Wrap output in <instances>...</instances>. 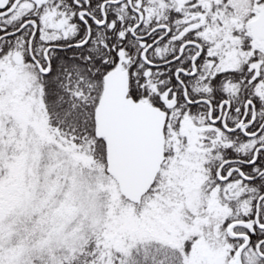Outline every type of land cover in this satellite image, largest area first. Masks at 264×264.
<instances>
[{"label": "snow or ice", "instance_id": "1", "mask_svg": "<svg viewBox=\"0 0 264 264\" xmlns=\"http://www.w3.org/2000/svg\"><path fill=\"white\" fill-rule=\"evenodd\" d=\"M0 264H264V0H0Z\"/></svg>", "mask_w": 264, "mask_h": 264}]
</instances>
